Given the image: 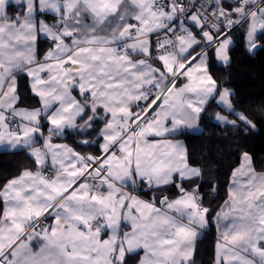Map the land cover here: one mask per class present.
I'll use <instances>...</instances> for the list:
<instances>
[{
  "label": "snow or ice",
  "instance_id": "obj_1",
  "mask_svg": "<svg viewBox=\"0 0 264 264\" xmlns=\"http://www.w3.org/2000/svg\"><path fill=\"white\" fill-rule=\"evenodd\" d=\"M237 31L264 47V0H0V146L33 165L0 183V264H195L211 222L214 264H264V172L242 153L211 216L185 142L257 127L209 71Z\"/></svg>",
  "mask_w": 264,
  "mask_h": 264
},
{
  "label": "trees",
  "instance_id": "obj_2",
  "mask_svg": "<svg viewBox=\"0 0 264 264\" xmlns=\"http://www.w3.org/2000/svg\"><path fill=\"white\" fill-rule=\"evenodd\" d=\"M234 44L229 51L230 62L222 64L214 55L210 58L209 67L214 78L221 87H227L234 93L233 103L238 111L246 114L255 113L251 118L256 123L255 130L237 133L229 130L231 126L217 125L206 118L201 122L203 131L186 139L190 163L200 166L204 177L200 192L214 216L224 200L227 198V188L233 169L241 162V155L249 153L257 171H264V47H258L249 52L246 48V37L242 31L233 35ZM48 44L41 39L40 50L45 51ZM19 91L23 101L37 103V98L32 95L27 84V78L22 77L19 82ZM219 111L213 104L209 109L211 114ZM82 151L93 149L76 144ZM33 167L29 157L23 151L12 150L0 151V183L18 174L22 167ZM218 185L217 193L210 194L212 183ZM150 196L149 191H145ZM216 232L214 222L210 223L209 229L197 242L196 264H214V250ZM135 256L129 261L134 264Z\"/></svg>",
  "mask_w": 264,
  "mask_h": 264
},
{
  "label": "crops",
  "instance_id": "obj_3",
  "mask_svg": "<svg viewBox=\"0 0 264 264\" xmlns=\"http://www.w3.org/2000/svg\"><path fill=\"white\" fill-rule=\"evenodd\" d=\"M49 22H51V21H49ZM41 39H44L43 37H41ZM234 44V43H233ZM233 46V45H232ZM231 46V47H232ZM48 47H49V45H48ZM231 47H230V49H231ZM256 50V49H255ZM254 50V51H255ZM230 56V55H229ZM220 62V61H219ZM209 71H210V67H209ZM211 72V71H210ZM212 74V73H211ZM213 75V74H212ZM214 77V76H213ZM31 100L30 101H24V106H26V107H32V106H38V104L37 103H34V104H31ZM203 131V125L201 124V132ZM200 132V133H201ZM54 142H58V143H67V144H69L71 147H73V148H75L77 151H80L81 153H84V152H89V153H96L97 152V149L94 147V150L93 149H87L86 151H82L81 149H79V148H77V146H76V143H74L73 142V140L71 139V138H68V137H65V138H57ZM3 150H10L7 146H0V151H3ZM239 166V165H238ZM237 166V167H238ZM257 171V170H256ZM257 172H261V171H257ZM264 172V171H263ZM187 186V185H186ZM145 191H148L147 189H145ZM134 194H139L140 196H141V198L142 199H150L151 197H152V195H156V196H159V192H157V193H151L150 192V196H147V194H145V193H134ZM165 194H168L170 197L171 196H174V195H176V190L174 189V188H171V189H166L165 190ZM204 206H206V207H209V205H208V203L204 200ZM220 209V208H219ZM218 209V210H219ZM217 210V211H218ZM214 226H215V223H214ZM209 227H210V225H209ZM209 227H208V229H209ZM207 229V230H208ZM207 230H205V232L202 234V236H201V238L203 237V235L206 233V231ZM215 232H216V237H217V235H218V232H217V229H216V226H215ZM200 238V239H201ZM199 239V240H200ZM198 240V241H199ZM197 241V242H198ZM140 255L142 256L143 255V252L141 251L140 252ZM195 256H196V253H195ZM135 258H136V260H137V257L135 256ZM195 259H196V257H195ZM136 262V261H135ZM135 262H134V264H135ZM196 264V263H195Z\"/></svg>",
  "mask_w": 264,
  "mask_h": 264
}]
</instances>
